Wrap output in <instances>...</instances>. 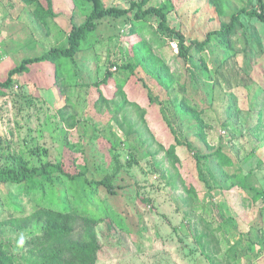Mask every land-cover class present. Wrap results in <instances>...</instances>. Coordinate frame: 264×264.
<instances>
[{
	"label": "rangeland",
	"instance_id": "374dc122",
	"mask_svg": "<svg viewBox=\"0 0 264 264\" xmlns=\"http://www.w3.org/2000/svg\"><path fill=\"white\" fill-rule=\"evenodd\" d=\"M102 1L137 8L0 91V171L21 179L0 182V244L16 264L70 246L35 243L56 213L77 219L73 244L95 236V264H264V21L231 26L264 0ZM92 10L0 0V80L68 47ZM107 178L114 193L88 184Z\"/></svg>",
	"mask_w": 264,
	"mask_h": 264
},
{
	"label": "trees",
	"instance_id": "16d2710c",
	"mask_svg": "<svg viewBox=\"0 0 264 264\" xmlns=\"http://www.w3.org/2000/svg\"><path fill=\"white\" fill-rule=\"evenodd\" d=\"M93 6V10L89 15L87 21L82 24L81 26L74 27L69 36V46L65 48H56L51 50L45 55L26 59L20 64L18 67L12 69L8 77L5 80H0V91L6 90L10 88L14 81L15 77L22 75V74H30L33 67L38 66L41 63L45 62H56L59 59L66 58L74 61L76 55L79 51V47L81 41L84 39L86 34L92 33L97 28L98 21L107 18V17H115L120 18L132 13V11L137 8V5L134 4L130 9H121L117 7H110L107 8L102 0H87ZM263 1V0H260ZM145 14H155L161 18L160 27L163 30H169L173 33H176L178 37L181 39V47L184 48L185 37L179 31L175 29H170L168 26V16L164 8H151L145 12ZM144 14V15H145ZM242 14H246L249 16L258 17L260 20L264 21V13H257V12H248L247 10L241 11L238 15L232 17V27L235 26V23L239 20ZM138 19L142 18V13L139 10L136 14ZM231 27V28H232ZM188 49L185 50L182 55L187 56ZM218 158L221 160L220 166L228 167L231 166V160L226 159L223 155L221 150H218ZM59 170V169H58ZM62 171V170H60ZM63 172V171H62ZM39 173V169H26L25 175H33ZM19 175L13 173L10 170H3L0 171V182L2 181H20ZM89 186H100L107 188L110 192H113V187L110 185L109 179H104L99 182H92L88 181ZM44 216H48V224L50 227L45 232V236L40 241H36L33 239L35 243H39V245H43L47 240L49 241H57L59 244L66 245L65 240L69 239L70 246H66L60 249L55 250L53 253H43L41 258L38 259L37 264H95L98 253L97 250L99 249L97 245V241L95 236L89 232L88 236H91L90 241L94 243L90 245L83 244V242H78V244H73L72 238L73 235L77 232V227L75 225V218L67 215L62 214H46L43 213ZM75 225V226H74ZM89 228V226H88ZM37 240V239H36ZM48 242V241H47ZM65 243V244H64ZM31 245V244H30ZM38 245V244H37ZM33 252V250H32ZM13 255H9V252L6 251L4 245L0 244V264H16L14 262Z\"/></svg>",
	"mask_w": 264,
	"mask_h": 264
},
{
	"label": "crops",
	"instance_id": "0c3cea01",
	"mask_svg": "<svg viewBox=\"0 0 264 264\" xmlns=\"http://www.w3.org/2000/svg\"><path fill=\"white\" fill-rule=\"evenodd\" d=\"M222 167H223V166H222ZM256 181H257V180H256ZM246 186H247V185H246ZM244 188H245V186H244ZM249 188H250V187H249V185H248L246 189H248V190H249Z\"/></svg>",
	"mask_w": 264,
	"mask_h": 264
},
{
	"label": "built area",
	"instance_id": "2783aa9c",
	"mask_svg": "<svg viewBox=\"0 0 264 264\" xmlns=\"http://www.w3.org/2000/svg\"><path fill=\"white\" fill-rule=\"evenodd\" d=\"M113 70H114V71H117L118 69H117V67H115Z\"/></svg>",
	"mask_w": 264,
	"mask_h": 264
}]
</instances>
